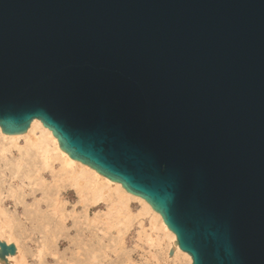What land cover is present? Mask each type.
I'll use <instances>...</instances> for the list:
<instances>
[{"label": "water", "instance_id": "95a60500", "mask_svg": "<svg viewBox=\"0 0 264 264\" xmlns=\"http://www.w3.org/2000/svg\"><path fill=\"white\" fill-rule=\"evenodd\" d=\"M34 120L191 264H264V0H0L1 133Z\"/></svg>", "mask_w": 264, "mask_h": 264}, {"label": "bare ground", "instance_id": "6f19581e", "mask_svg": "<svg viewBox=\"0 0 264 264\" xmlns=\"http://www.w3.org/2000/svg\"><path fill=\"white\" fill-rule=\"evenodd\" d=\"M0 137L2 140L13 144L19 152V161L16 162L14 167L20 174L22 182L27 180L32 184V181L35 180V187L40 188L39 190H32V196L35 198L39 191L43 195V201H37L31 207H25L23 210L25 223L29 227L30 234L39 236L42 239L39 244L40 250L38 251L39 264H47L50 261H54L55 264H107L108 261L107 246L104 242H101L102 238L95 236L90 230L83 234L82 239H77L76 236L71 237V234L76 233L77 223L75 218L71 219V227L67 229L69 224L67 218H62V216L60 218L55 217L57 216V208L51 202V196L55 195L53 188L48 187L45 183H37L38 180L44 181L48 172L55 184L59 183L61 187V183L63 181L66 182L67 186L74 190L79 199L84 200L86 203L88 202L84 215L88 211L90 204L95 202H102L108 208L107 212L103 214L105 217H114L115 213L123 215L122 212L127 211L130 201H138L141 204V210L134 217L149 215L150 231L160 234V236L159 234L156 235L155 239L149 237L148 241L150 244L159 246L163 239L167 240V243L164 244L166 248L165 259L174 261L181 257L186 264H191L190 257L179 250L175 236L166 228L161 217L144 200L128 194L119 184L111 182L89 167L71 160L66 153L58 148L57 140L39 121L34 120L23 135H5L0 130ZM20 139L24 142L23 146L18 144ZM56 162L60 164V168L57 170L55 169ZM22 200L26 201V197H23ZM43 208L46 210L43 211ZM107 218L109 219V217ZM11 223L13 222L10 219L4 222L0 220V238L7 235V244L14 236V227ZM118 225L116 224V226ZM121 236H123V227L117 231L116 242ZM95 241L99 246L98 255L95 254L92 248V244ZM64 245H68L65 251L67 253L64 252L59 257H55V253ZM16 250L13 256L7 257V264L11 260V262H17L20 252L18 247H16ZM48 251L54 252L53 255L46 253ZM171 251L172 256H169ZM22 259L23 256L18 259V262Z\"/></svg>", "mask_w": 264, "mask_h": 264}, {"label": "rangeland", "instance_id": "374dc122", "mask_svg": "<svg viewBox=\"0 0 264 264\" xmlns=\"http://www.w3.org/2000/svg\"><path fill=\"white\" fill-rule=\"evenodd\" d=\"M36 134L38 133L36 132ZM18 144L23 146V140H18ZM18 161L19 152L15 146L0 137V220L4 222L10 219L13 222L11 225L14 227V236L8 241V244L6 243L7 235L1 237L0 241L5 242L7 245L13 244L15 249L18 247L20 257L23 256L21 261L18 262L19 257L17 262H11V260L8 264H39L38 251L42 239L39 236L30 234L29 227L25 223L23 210L25 207H31L37 201H43V195L39 191L35 198L32 196V190H39L40 188L35 187V180L33 179L32 184L27 180L22 182L20 174L14 167ZM58 168H60V164L56 162L55 169ZM37 183H45L48 187L53 188L55 195L51 196V202L57 208V216L55 217L67 218V221H69L67 229L71 227V219L75 218L77 223L76 233L71 234V237L76 236L77 239H82L83 234L90 230L95 236L102 238L101 242H104L107 246V264H186L181 257L174 261L165 259L166 248L164 244L167 243V240L163 239L159 246L150 244L148 238L155 239L159 233L156 234L154 231H150L149 215L134 217L141 210V204L138 201H130L127 211L122 212L123 215L115 213L116 216L114 214V217L107 216L109 219L103 215L108 208L102 202L90 204L84 215L88 202L79 199L74 190L67 186L66 182L63 181L60 187L59 183H54L48 172L44 181L38 180ZM23 197H26V201L22 200ZM45 210L43 208V211ZM118 221H120L119 225ZM122 227L123 236L116 242L117 231ZM67 246L61 247L54 256L59 257L62 255ZM92 248L95 254L98 255L99 246L96 241L93 242ZM46 253L53 255L54 252L48 251ZM55 257L54 259H56ZM47 264H55V262L50 261Z\"/></svg>", "mask_w": 264, "mask_h": 264}]
</instances>
